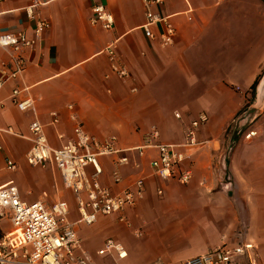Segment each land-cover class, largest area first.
<instances>
[{"label":"crops","instance_id":"obj_1","mask_svg":"<svg viewBox=\"0 0 264 264\" xmlns=\"http://www.w3.org/2000/svg\"><path fill=\"white\" fill-rule=\"evenodd\" d=\"M32 1L0 2V33L25 31L34 39L23 51L26 69L0 91V188L17 186L24 200L48 206L65 200L69 219L79 218L77 204L71 209L68 200L74 194L59 171L26 160L33 145L31 122L39 119L50 145L59 148L73 136L68 108L73 104L88 133L100 140L115 135L118 146L129 149L131 163L119 168V183L112 177L118 155L101 159L104 185L115 193L141 174L147 177L134 206L77 226L95 264H183L214 247L235 249L241 243L254 245L248 251L252 259L236 254L237 264H264V103L261 110L256 105L264 75V0H164L154 10L177 29L168 47L145 35L143 0L50 1L36 9L51 23L40 38L36 21L26 13ZM96 4L113 14L112 29L91 23ZM154 31L159 35L161 26ZM111 43L130 69L127 80L110 70L106 48ZM11 60V51L0 46V76ZM15 86L28 88L24 96L35 100V111L15 105ZM248 110H254L253 118ZM202 112L208 120L199 130L200 144L186 149L192 179L158 178L150 165L156 148L140 155L136 147L153 127L160 142L182 143L186 127ZM250 131L257 133L246 138ZM137 161L142 171L134 167ZM225 175L231 177L228 188L222 185ZM7 220L0 219L4 233L13 230ZM110 237L124 245L125 258L98 254Z\"/></svg>","mask_w":264,"mask_h":264},{"label":"built area","instance_id":"obj_2","mask_svg":"<svg viewBox=\"0 0 264 264\" xmlns=\"http://www.w3.org/2000/svg\"><path fill=\"white\" fill-rule=\"evenodd\" d=\"M5 0H0L3 2ZM53 0H33L26 7L29 19L36 21L35 37H42L51 23L36 13L37 7ZM164 0H143L146 8V22L143 25L145 35L151 39L159 38L163 47L175 43L177 29L168 16H164L154 9L162 5ZM91 23L101 24L105 29H112L114 25L113 14L103 5L96 4L92 8ZM160 25L161 32L156 35L154 27ZM34 39L25 31L0 33V46L11 51L12 60L10 67H6L0 76V91L7 82L17 79L26 69V59L23 51L31 48ZM110 62V70L123 80L131 77V72L118 52L116 43H111L106 48ZM27 87L15 86L12 89L11 99L22 111H35V100L24 96ZM136 88H133V91ZM73 121V136L66 139L59 148L50 145L44 130V125L39 119H34L30 124L33 145L26 153V160L32 166H53L63 180L65 187L74 194L79 218L76 221L69 219V204L60 200L48 206L42 201L28 202L24 200L17 186L0 188V219L8 218L13 230L0 236V264H95L83 249L82 239L78 233L79 224L92 225L99 215L121 214L126 208L136 204L144 195L146 189V176L140 175L131 184L119 191L113 192L109 186L102 183L104 174L102 158L118 155L112 177L116 183L122 180L120 167L131 163L127 154L129 149L118 146V138L111 135L100 140L86 131L83 123L74 111V105L68 107ZM54 122L58 114L52 113ZM176 117L181 115L176 113ZM208 115L202 112L189 123L185 129V139L182 143L160 142V131L153 127L144 140V144L136 147V151L143 155L149 147H155L157 155L150 161L154 174L163 180L177 178L184 183H189L193 177V170L188 166L190 154L186 149H192L200 144L198 133L201 126L207 122ZM11 131V129H7ZM256 131L248 132L245 137L256 135ZM1 148V144H0ZM227 157L222 158L226 166ZM11 169L16 168L14 162H8ZM134 167L142 171L140 161ZM224 188L232 185L231 177L225 175ZM160 194L163 193L159 189ZM121 221L126 218L121 215ZM138 233V232H137ZM254 248L252 243H241L235 249L226 246H217L201 255L189 258L183 264H237L236 254L252 256L248 253ZM117 254L118 259L127 256L124 245L114 238L106 239L99 255ZM151 264H162L155 262Z\"/></svg>","mask_w":264,"mask_h":264},{"label":"rangeland","instance_id":"obj_3","mask_svg":"<svg viewBox=\"0 0 264 264\" xmlns=\"http://www.w3.org/2000/svg\"><path fill=\"white\" fill-rule=\"evenodd\" d=\"M258 107V109H260L261 107H259V106H257ZM261 110V109H260ZM247 114H250V117L251 118H253V116H254V110H248L247 111ZM258 115V114H257ZM258 116H261V114H259ZM68 200H69V203H70V206H71V209H76V201H75V199H74V197H73V195L71 194L70 196H69V198H68ZM7 223L12 227L13 225H12V223L10 222V221H8L7 220ZM6 233V232H5ZM1 229H0V236L1 235H3V234H5Z\"/></svg>","mask_w":264,"mask_h":264},{"label":"water","instance_id":"obj_4","mask_svg":"<svg viewBox=\"0 0 264 264\" xmlns=\"http://www.w3.org/2000/svg\"><path fill=\"white\" fill-rule=\"evenodd\" d=\"M264 103V75L260 81V85H259V99L257 102V106L261 107L262 104Z\"/></svg>","mask_w":264,"mask_h":264},{"label":"trees","instance_id":"obj_5","mask_svg":"<svg viewBox=\"0 0 264 264\" xmlns=\"http://www.w3.org/2000/svg\"><path fill=\"white\" fill-rule=\"evenodd\" d=\"M256 85H257V83H256ZM256 85H254V89H255Z\"/></svg>","mask_w":264,"mask_h":264}]
</instances>
